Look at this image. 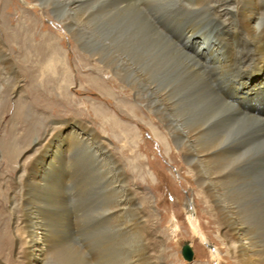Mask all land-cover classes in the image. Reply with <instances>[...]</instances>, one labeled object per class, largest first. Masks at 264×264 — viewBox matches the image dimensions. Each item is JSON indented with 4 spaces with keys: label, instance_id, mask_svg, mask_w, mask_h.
I'll list each match as a JSON object with an SVG mask.
<instances>
[{
    "label": "rangeland",
    "instance_id": "1",
    "mask_svg": "<svg viewBox=\"0 0 264 264\" xmlns=\"http://www.w3.org/2000/svg\"><path fill=\"white\" fill-rule=\"evenodd\" d=\"M185 1L136 0L133 4L134 1L121 0H0V35L9 45L18 72L11 76L0 67V235L3 228L8 234L14 231L15 187L21 180V165L32 161L38 152L36 140L45 131L50 132L51 140L58 139L61 124L53 126L51 122H77L91 129L87 143L74 144L68 154L71 159L61 158L72 165L69 169H74L77 178L76 183L70 180L68 186L60 189L64 197L54 206V213L61 221L55 231L62 242L48 254L44 264H231L233 256L215 208L219 199H226L227 203L236 201L245 188L243 180L227 184L221 197L205 193L194 175L193 164L182 154L184 141L180 132L174 134L168 127L175 121L182 130L184 117L187 120L202 117L207 112V103L188 97L181 89L182 71L177 67L179 59L175 58L173 47L156 31H148L140 14L136 15L133 9L135 5H143L157 29L182 47L179 37L186 26H199L200 32L210 36L214 28L213 13L188 10L183 7ZM35 17L38 20H32ZM57 17L77 23L79 42ZM3 18L7 20L5 25ZM226 30L221 26L216 34L224 43V51L229 52L224 42ZM14 32L16 37L8 40L7 33ZM48 33L57 34L60 43L62 62L54 71L49 69ZM147 36L151 38L149 44ZM207 72L212 79L217 78L212 70ZM263 77L264 72L252 71L246 80L250 87L261 83ZM215 81V88L226 98L238 91L235 86L238 80ZM153 85H157V92L168 86L178 89L168 95L177 102L173 109H151L156 96L149 89ZM258 88L243 90L255 96L238 102L245 104V112L253 111L254 115L264 117V105L259 107L262 114L254 110L256 101L262 99L264 103V94L256 95ZM240 96L244 95L237 97ZM210 136L203 141L215 144L214 135ZM199 165L203 172L207 171L206 165ZM119 202L123 210L110 217L111 207ZM190 214L196 226L202 228L198 236ZM147 225L157 249L150 257L143 252L149 246L143 240ZM203 232L209 237L206 244L199 239ZM8 242L4 244L6 248L0 249V264H18L14 248ZM186 242L194 251L192 261L182 255ZM217 249L223 252L221 263L214 260L218 257ZM139 257L142 260L137 263Z\"/></svg>",
    "mask_w": 264,
    "mask_h": 264
},
{
    "label": "bare ground",
    "instance_id": "2",
    "mask_svg": "<svg viewBox=\"0 0 264 264\" xmlns=\"http://www.w3.org/2000/svg\"><path fill=\"white\" fill-rule=\"evenodd\" d=\"M130 1H134L133 4H136V0H121V2ZM182 4L183 7L191 11H197L204 14L213 13L211 17V23L214 24L213 34L215 31V34H212L213 39L212 36L205 34V31L200 32L197 29L199 26L196 28L195 26L189 25L184 28V34L179 37V41L184 44V46L181 47L171 40V37L168 39L167 36H164V34L157 29L151 17L143 10V5H135V8L133 7L135 12L132 11L136 15L137 13L140 14L141 21L148 31H156L160 37L166 39L173 47L175 52L174 56L176 59H179V61L176 62L177 67L182 71L181 89L189 94L188 97L205 102L208 106L207 112L203 114L202 117L198 116L199 118L193 120H187L184 117L185 126L182 130L179 129L178 124L175 121L170 122L168 128L174 134L175 132H180L181 138H183L184 141V146H182L181 149L182 154L186 160L193 164L194 175L203 186L205 193L207 192L209 196L221 197L220 194H222L227 184L243 180L245 188L239 193L237 200H234L232 203H227L226 199H219L215 208L222 225V235L228 240V249L233 256V260L228 262L231 264H264V117L254 115L252 113L253 111L250 113L245 112L243 109L245 104L238 102L242 99L249 101L255 96V94L251 95L249 92L243 91L248 88L259 87V92H257L256 95L259 93L264 94V77L261 83L250 87L246 80L247 75L252 71L257 72L258 74L264 72V0H186ZM149 12L151 11L149 10ZM187 12L189 13V11ZM3 20V24H7V20L4 18ZM32 20L38 19L35 17ZM59 20L63 22L66 26L67 32L72 35L74 40L79 42L76 32L77 23L75 24L72 19L68 20L64 18ZM221 26L223 29H227L224 42L226 43L229 52L224 51V43L220 36L216 34L217 30L221 29ZM7 35L8 40H13L14 37H16V32H14L13 35L10 33H7ZM217 37H219L218 41H215V38ZM57 38V34L48 33L47 39L49 43L46 44V48L48 59L50 61L49 69L53 71L57 69L59 61L62 62L59 50L60 43ZM150 40L151 38L147 36L146 42H148V44L150 43ZM8 46L9 45H6L0 35V67L7 69L11 76H15L18 72L11 60ZM176 59L173 58L174 61ZM106 64L108 65V63ZM207 70H212V73L217 74V78H223L226 81H233L234 79L238 80L239 83H235L236 88H238V91L234 92L235 96L226 98L223 94L218 92L214 85V81L217 78L215 80L212 79ZM237 85H239V87ZM156 88L157 85L150 86L149 88L152 93L156 94V96L154 95L155 101L152 102L151 100H148V102H152L151 109H173L177 102L175 103L172 99L173 96L169 98L168 95L171 91L177 92L178 89L176 90L175 87L168 86L160 92H157ZM238 95L244 96L238 98ZM256 98L258 97L256 96ZM261 105H264L262 99L256 101L254 104V110L260 114H262L259 109ZM177 119L179 120V118ZM51 123L53 126L61 124L59 129L56 128L58 139L51 140L49 138L51 135L50 132L45 131L46 133L42 138L36 140L35 146H38V152L35 154L32 161L21 165V180L15 187V190L17 191V200L16 202L12 200L14 231L12 234H8L7 229L3 228L0 235L2 236L0 238V249L5 247L4 244L6 240L7 242L10 241V245L14 248L18 264H44L48 254L62 242V237L57 231H55L57 225L61 221H59L58 216L54 213V206L63 200L64 195L60 192V189L68 186V184H70L68 181L70 180H73L76 183L77 173L74 169L71 171L69 168L72 167V165L68 161L63 162L61 158H66V160H68V158L71 159L68 157V154L74 144L79 142L87 143L88 140H90L91 129L88 128V126L78 124L77 122L75 124H70L69 122L62 120L58 122L53 121ZM210 135H214L216 139L215 144L212 143L211 145L203 141L206 136ZM97 137L98 139L100 138L99 136ZM157 137H159V135H157ZM86 146H88V144ZM229 159H232L233 161L230 163H224ZM220 162H223V165H221L222 163ZM199 164L206 165L207 171L205 170V172H203L201 169L202 165L200 166ZM122 184L123 183H121V185ZM57 190L58 193H56ZM233 198H235V196ZM124 199L125 198H123V200ZM120 203L121 202L116 204L115 207H111L109 211L110 217L118 216L121 210H123L124 207H121ZM130 206L132 205L130 204ZM192 216L193 215L190 214L192 225L194 226V233L198 236L202 234V228L198 225L196 226V223L192 220ZM144 228L145 233L143 235V240L149 246L147 252H143L150 257L157 252L156 241L152 237L153 234L149 230V225ZM199 239L206 244L209 237L203 232V235H201ZM63 243L65 244V242ZM70 243L72 244L73 242L71 241ZM65 246L67 247V245ZM77 250L79 251V249ZM217 251H219V253L215 255L218 257L214 260L220 261L221 263L223 252L221 249H217ZM70 254L74 253L70 252ZM211 256L213 258L214 255ZM141 260L142 258L139 257L136 259V262L140 263ZM89 261L87 260V262ZM100 261L101 260L99 259V262Z\"/></svg>",
    "mask_w": 264,
    "mask_h": 264
},
{
    "label": "water",
    "instance_id": "3",
    "mask_svg": "<svg viewBox=\"0 0 264 264\" xmlns=\"http://www.w3.org/2000/svg\"><path fill=\"white\" fill-rule=\"evenodd\" d=\"M182 255L188 261L193 260L194 251L192 246L188 242H186L182 247Z\"/></svg>",
    "mask_w": 264,
    "mask_h": 264
}]
</instances>
